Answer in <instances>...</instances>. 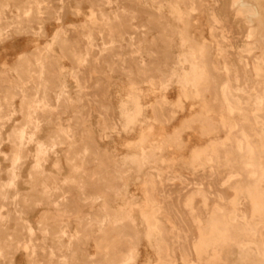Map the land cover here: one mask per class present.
I'll list each match as a JSON object with an SVG mask.
<instances>
[{"label":"rangeland","instance_id":"374dc122","mask_svg":"<svg viewBox=\"0 0 264 264\" xmlns=\"http://www.w3.org/2000/svg\"><path fill=\"white\" fill-rule=\"evenodd\" d=\"M256 19L236 0H0V264H264ZM216 217L227 241L198 256Z\"/></svg>","mask_w":264,"mask_h":264},{"label":"bare ground","instance_id":"6f19581e","mask_svg":"<svg viewBox=\"0 0 264 264\" xmlns=\"http://www.w3.org/2000/svg\"><path fill=\"white\" fill-rule=\"evenodd\" d=\"M243 12L248 14V20L252 24L253 28L255 29L258 26V20L256 19L257 16H263L264 17V0H236ZM253 29V30H254ZM264 40V37H263ZM247 48V47H246ZM252 48V47H251ZM249 49H245L244 53H249ZM257 70L259 69L258 65L255 67ZM22 70V69H21ZM238 79V78H237ZM260 98V97H259ZM23 141V140H22ZM220 144V143H219ZM241 148V147H240ZM242 151V150H241ZM153 155V154H152ZM198 169V168H197ZM179 179V178H178ZM173 180V179H172ZM176 180V179H174ZM186 180V179H184ZM154 182V181H153ZM182 182V181H181ZM197 183V182H196ZM185 185V184H184ZM240 185V184H239ZM186 187V186H185ZM188 188V187H187ZM240 187L239 189H241ZM153 192V191H152ZM195 193V192H193ZM239 193H243L242 189ZM150 198L152 195H149ZM198 196V195H197ZM236 196V195H235ZM153 197V196H152ZM247 197L251 201L252 209L256 213H262L264 212V193H261L257 195V193H251L247 192ZM221 199V198H219ZM151 200V199H150ZM153 205V204H152ZM154 206V205H153ZM159 208V207H158ZM63 209V208H62ZM219 209V208H218ZM155 210V209H154ZM252 211V212H253ZM156 212V211H155ZM253 212V213H254ZM153 214V213H152ZM244 214V213H243ZM148 215V214H146ZM246 215V214H245ZM145 216V215H144ZM149 217L151 215H148ZM244 216V215H243ZM231 217V216H230ZM246 218V217H244ZM93 219V218H92ZM253 219V218H252ZM211 221V220H210ZM154 223V220L152 221ZM261 222V221H260ZM157 221L155 222V224ZM263 223V222H261ZM151 227V226H150ZM252 229V228H251ZM262 233V232H261ZM128 234V233H127ZM160 234V233H159ZM150 235V234H149ZM262 236V235H261ZM227 232H226V225L224 221L219 218H213L210 222L208 228L201 232V235L199 237V242L195 245V251L198 256H202L204 253L208 252L209 249L214 245H220L223 246L225 242L227 241ZM157 239H159L157 237ZM263 239V238H262ZM264 243V242H263ZM264 246V245H263ZM183 248V247H182ZM170 249V248H169ZM160 250L163 254L164 258H169L168 255V248L167 245L164 242H161L160 244ZM264 250V249H263ZM186 257L187 253H185ZM167 261V260H166ZM190 261V260H189ZM186 264V262H185Z\"/></svg>","mask_w":264,"mask_h":264}]
</instances>
